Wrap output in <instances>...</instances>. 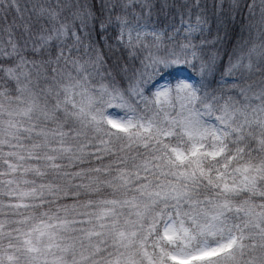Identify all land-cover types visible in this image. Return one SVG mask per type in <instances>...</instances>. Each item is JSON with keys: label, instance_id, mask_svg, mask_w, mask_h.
I'll list each match as a JSON object with an SVG mask.
<instances>
[{"label": "snow or ice", "instance_id": "obj_1", "mask_svg": "<svg viewBox=\"0 0 264 264\" xmlns=\"http://www.w3.org/2000/svg\"><path fill=\"white\" fill-rule=\"evenodd\" d=\"M0 264H264V0H0Z\"/></svg>", "mask_w": 264, "mask_h": 264}]
</instances>
